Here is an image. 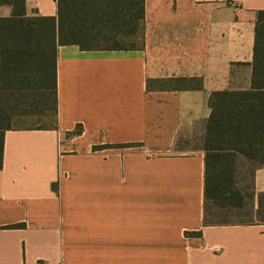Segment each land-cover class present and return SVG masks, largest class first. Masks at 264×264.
<instances>
[{
	"label": "crops",
	"instance_id": "0c3cea01",
	"mask_svg": "<svg viewBox=\"0 0 264 264\" xmlns=\"http://www.w3.org/2000/svg\"><path fill=\"white\" fill-rule=\"evenodd\" d=\"M261 10L145 0L142 49L58 46L57 124L0 129V264H264V225H203L201 145L210 95L252 87ZM26 13L57 18V0H26Z\"/></svg>",
	"mask_w": 264,
	"mask_h": 264
},
{
	"label": "trees",
	"instance_id": "16d2710c",
	"mask_svg": "<svg viewBox=\"0 0 264 264\" xmlns=\"http://www.w3.org/2000/svg\"><path fill=\"white\" fill-rule=\"evenodd\" d=\"M57 5V18L29 17L26 0H0V7L12 8L11 17L0 19V129H47L14 127L13 121L57 116L58 46L77 45L83 51L143 48L145 0H57ZM172 82L179 89L202 86L198 78ZM209 106L202 137L203 225H264V192L255 189L256 172L264 168V10L257 14L251 89L213 92ZM81 132L79 125L69 135ZM122 147L131 145L94 150ZM216 211L224 217L238 212L241 220H215Z\"/></svg>",
	"mask_w": 264,
	"mask_h": 264
},
{
	"label": "rangeland",
	"instance_id": "374dc122",
	"mask_svg": "<svg viewBox=\"0 0 264 264\" xmlns=\"http://www.w3.org/2000/svg\"><path fill=\"white\" fill-rule=\"evenodd\" d=\"M57 124V116L55 114H52L50 116H46V115H28V116H23V117H19L16 118L13 121V125L14 127H54ZM192 141H187L188 143H190L188 146L185 147H190L193 145H197V138H194L195 141H193V139H191ZM202 141V139H201ZM202 145V143H201ZM180 146H182L180 144ZM184 147V145H183ZM258 205V204H257ZM257 207V206H256ZM225 215V213H222L221 211H216L215 212V216H212L211 218H214L215 220H220L221 218H223ZM256 219L259 218L258 214H255L254 216ZM226 218L228 221L230 222H234L237 223L239 222V220H241V217L239 215V213H232L230 215H228Z\"/></svg>",
	"mask_w": 264,
	"mask_h": 264
}]
</instances>
